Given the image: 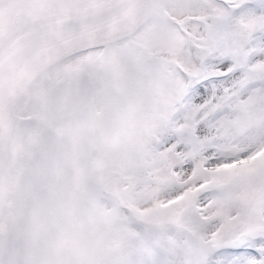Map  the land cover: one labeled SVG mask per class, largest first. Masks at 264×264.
<instances>
[{"label":"rangeland","instance_id":"rangeland-1","mask_svg":"<svg viewBox=\"0 0 264 264\" xmlns=\"http://www.w3.org/2000/svg\"><path fill=\"white\" fill-rule=\"evenodd\" d=\"M90 56L74 117L11 128L9 168L32 124L45 156L1 185L0 264H264V0H165Z\"/></svg>","mask_w":264,"mask_h":264},{"label":"water","instance_id":"water-1","mask_svg":"<svg viewBox=\"0 0 264 264\" xmlns=\"http://www.w3.org/2000/svg\"><path fill=\"white\" fill-rule=\"evenodd\" d=\"M160 2L161 0H151L113 24L67 40L63 45L55 49L57 53L55 57H65L77 51L79 52L85 49L107 45L108 43L121 40L131 35L147 19L150 12H152ZM51 91L52 92L45 102L46 109H48L52 117L61 120L67 118L76 111L85 95L86 88L81 81H74L72 78H68L59 82ZM4 146L5 136L2 119L0 117V168Z\"/></svg>","mask_w":264,"mask_h":264},{"label":"flooded vegetation","instance_id":"flooded-vegetation-1","mask_svg":"<svg viewBox=\"0 0 264 264\" xmlns=\"http://www.w3.org/2000/svg\"><path fill=\"white\" fill-rule=\"evenodd\" d=\"M42 2V13L33 15L29 9L33 4ZM136 0H18V6L24 12L12 18V23L8 24L9 32L18 33L21 26L35 20L36 23L45 22V32L49 31L50 23L56 26H80L90 25L97 22H105L119 16V14ZM89 58V57H87ZM36 99V98H35ZM32 106L37 109L39 105L33 101ZM19 131V126H15ZM27 158H24L26 160ZM16 172H24L23 166L15 169ZM22 177H24L22 175Z\"/></svg>","mask_w":264,"mask_h":264},{"label":"bare ground","instance_id":"bare-ground-1","mask_svg":"<svg viewBox=\"0 0 264 264\" xmlns=\"http://www.w3.org/2000/svg\"><path fill=\"white\" fill-rule=\"evenodd\" d=\"M41 84L39 79L33 81L31 84H29L24 90H22L15 98L14 103L10 109L11 113H15L19 108L22 107L25 103L30 101V99L33 97V95L41 90Z\"/></svg>","mask_w":264,"mask_h":264}]
</instances>
